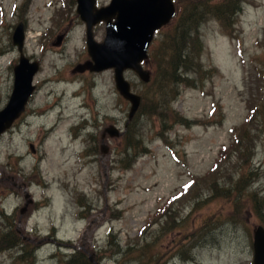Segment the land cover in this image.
I'll return each mask as SVG.
<instances>
[{
	"label": "rangeland",
	"instance_id": "1",
	"mask_svg": "<svg viewBox=\"0 0 264 264\" xmlns=\"http://www.w3.org/2000/svg\"><path fill=\"white\" fill-rule=\"evenodd\" d=\"M174 2L176 13L201 12L198 66L159 69L173 21L162 26L144 65L150 80L124 72L141 98L128 120L113 68L75 71L89 59L76 0H0V110L19 60L18 22L25 55L40 63L25 112L0 136V264H252L253 231L264 228V0H243L227 18L232 32L214 10L232 0ZM104 36L100 23L93 38ZM69 74L77 80L62 83ZM38 103L48 107L30 113ZM251 104L261 113L246 124ZM111 125L122 134L106 132L104 144ZM239 128L245 145L230 149ZM124 134L135 138L127 148ZM222 146L229 155L212 171ZM79 251L82 261L67 263Z\"/></svg>",
	"mask_w": 264,
	"mask_h": 264
},
{
	"label": "water",
	"instance_id": "2",
	"mask_svg": "<svg viewBox=\"0 0 264 264\" xmlns=\"http://www.w3.org/2000/svg\"><path fill=\"white\" fill-rule=\"evenodd\" d=\"M77 13L86 25V45L90 60L75 67V71L83 72L114 69L115 85L119 93L130 102L128 120L137 112L141 98L130 90V82L124 77V71L133 70L143 82L150 80V72L143 68L142 61L147 59V49L154 33L166 25L175 15L172 0H110L102 7L95 5V0H76ZM105 22V36L101 42L93 38L92 28L99 22ZM57 37L56 45L62 39ZM25 32L23 23H19L13 32L12 42L19 52V61L13 68V87L6 105L0 110V136L7 131L21 115L25 105L33 93L34 75L39 70L38 61H30L23 52ZM110 136L119 137L122 132L115 126L107 127ZM102 143L105 153L108 146ZM28 202L21 209H26ZM252 264H264V228L258 225L253 231Z\"/></svg>",
	"mask_w": 264,
	"mask_h": 264
},
{
	"label": "trees",
	"instance_id": "3",
	"mask_svg": "<svg viewBox=\"0 0 264 264\" xmlns=\"http://www.w3.org/2000/svg\"><path fill=\"white\" fill-rule=\"evenodd\" d=\"M181 2L182 0H180V3ZM241 2H243V0H237V2H235V0H232V4L229 5L222 4L214 7V10L216 11L215 15L217 16V18L220 19L231 32H232V26L231 24L230 25L228 24L229 22L227 18L230 17L234 19V16H236L241 10ZM193 9L191 8H189L188 10L186 8L183 9L182 6L181 10H179V13L177 10V13L174 17L176 18V20H178L179 16L182 15V17H180V20L176 21L175 23V20L173 18L168 23L170 24L173 21L171 23L173 26L167 29V33L162 41L163 49L167 54L166 57L163 59V61L159 62L160 63L158 64L159 69H162L164 67L163 63L165 64L168 61L167 64L171 65L174 75H179L181 72L186 73L188 71H192V72L196 71V67L198 66V64H194L195 63L194 53L198 52L200 50V46L202 45L199 36V27L202 23V20H199V16L201 15V12H198L195 9L194 10ZM168 24L166 25L168 26ZM187 43L189 44L191 43V47H187ZM199 70L200 69H197V71ZM261 102L262 100L259 102V104H261ZM259 104L257 106L255 104H251L249 106V113L247 119L245 120L246 124L250 123L251 120H255L258 114L261 113L260 109L262 107L259 106ZM124 135H125L124 136L125 141L127 140L124 147L127 148L130 144H133L135 138L130 134H124ZM244 135H245V130H244ZM243 145L245 144L242 138V134L240 133V128L236 131L234 130L233 139L230 144V149H234L236 146H243ZM249 149L250 147L248 146H244L238 149V153L241 156V160L243 161L246 160L245 158L246 152L249 151ZM228 155H229V147L222 146L221 149L219 150L215 162L212 165L211 170L212 171L216 170V168H218L221 165V163L225 161ZM211 170L210 172H212ZM193 184H194V180L190 179L182 186V188L184 189V191L190 190ZM180 197L181 196H179V198ZM166 203L168 208L162 214H164V216L170 217V214L168 212L172 211V213H174V210L169 209V207L171 206L169 205L171 203V199L167 200ZM163 207H165V205ZM78 255H79L78 258L77 256L74 259L70 258L67 263L82 261V258L85 256V254L79 251Z\"/></svg>",
	"mask_w": 264,
	"mask_h": 264
},
{
	"label": "bare ground",
	"instance_id": "4",
	"mask_svg": "<svg viewBox=\"0 0 264 264\" xmlns=\"http://www.w3.org/2000/svg\"><path fill=\"white\" fill-rule=\"evenodd\" d=\"M60 81L64 84H73L75 80H77L76 78H74V75H63L61 78H59ZM39 105L36 104L33 106V108H29L30 109V113L31 112H36V113H40V112H43L48 106H44L42 109H40V106H37ZM81 106H84V104H82ZM50 107V105H49ZM60 129V128H59Z\"/></svg>",
	"mask_w": 264,
	"mask_h": 264
},
{
	"label": "flooded vegetation",
	"instance_id": "5",
	"mask_svg": "<svg viewBox=\"0 0 264 264\" xmlns=\"http://www.w3.org/2000/svg\"><path fill=\"white\" fill-rule=\"evenodd\" d=\"M97 6V5H96ZM99 7V6H98ZM5 16V12H4V10H2V12H1V16ZM4 18V17H3ZM102 22V21H101ZM101 22H99V23H97L96 25H98V24H100ZM20 22H18L15 26H14V29H15V27L19 24ZM23 23V22H22ZM96 25H94L93 26V29L92 30H94V27L96 26ZM23 26H24V23H23ZM68 26H70V25H68ZM67 26V27H68ZM25 28V27H24ZM13 32H14V30H13ZM67 34H68V32L66 31L65 32V34H64V36H66L67 37ZM12 35H13V33H12ZM11 40H12V36H11ZM12 44H13V42H12ZM29 58V57H28ZM29 60L30 61H34L35 59H31V58H29ZM19 61V60H18Z\"/></svg>",
	"mask_w": 264,
	"mask_h": 264
}]
</instances>
